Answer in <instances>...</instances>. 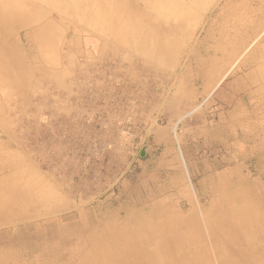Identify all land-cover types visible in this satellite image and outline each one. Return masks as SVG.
Masks as SVG:
<instances>
[{"label": "rangeland", "instance_id": "rangeland-1", "mask_svg": "<svg viewBox=\"0 0 264 264\" xmlns=\"http://www.w3.org/2000/svg\"><path fill=\"white\" fill-rule=\"evenodd\" d=\"M0 14L27 23L0 27V264L9 249L119 264L106 232L136 235L149 262L165 257L163 214L204 264L223 246L227 264H264V0H0Z\"/></svg>", "mask_w": 264, "mask_h": 264}, {"label": "bare ground", "instance_id": "bare-ground-1", "mask_svg": "<svg viewBox=\"0 0 264 264\" xmlns=\"http://www.w3.org/2000/svg\"><path fill=\"white\" fill-rule=\"evenodd\" d=\"M131 1L132 2L134 1V3L139 2V0H131ZM52 2H50V3H52ZM52 5H54V4H52ZM114 6H115V4H114ZM151 7H153V6H151ZM56 10L59 12L58 9H56ZM11 18H12V16H8L5 18L3 15L0 14V27H4V28L9 29V30H16V29L24 28L27 26V23L22 16H16L14 19V22L12 24H11V22L7 21V20H10ZM115 22H117V21H115ZM24 198H25V195H23L22 193L19 192L18 197L15 199L16 200L20 199L21 201H23ZM10 202L9 203L11 206L16 201L13 200ZM21 203L24 204L25 202H21ZM15 206L16 205H14L12 208H15ZM152 216H154V215H152ZM132 223H134V221H132ZM175 224H177V218L176 217H170V215H164V214L157 217L155 225H157L156 234H158L159 240L156 241V244H157V248H159V250H162L164 252L165 257L159 256L157 258H154V260H152V261L150 260L149 262H146L147 261L146 252L143 253L140 249H138V246L140 245V243H139L136 235L127 233V234L114 236V235H111L110 233L106 232L105 235H103L102 239L107 244L108 248L110 250H112L114 257L116 259H118L119 264H125V260H131V262H132L131 264H170L169 263V262H171L170 257H172L173 254L180 256V260H182L183 264H204L205 247H202V243H200L199 241H197V239H194L192 237L188 239L190 242V244H189L190 246L186 245L187 247H185L183 242H178L176 240L177 239V228H175ZM207 232H208V230H207ZM166 236H168V237H166ZM200 236H201V234H200ZM210 236H212V235H210ZM172 238H174V239L176 238L175 239L176 241L173 242L174 240ZM184 243H185V241H184ZM214 243H216V242H214ZM164 245H167V246L170 245L171 251L166 250L164 248ZM217 245H218V243H217ZM194 246H196V252H195L196 258H194L192 261H190L186 256V251H188L189 249H193ZM217 249H219V248H217ZM222 249H224L226 252L225 253L226 256H224L226 258L224 259L222 264H227V262H228L227 257L229 258L233 254H232V251H229V249H227L225 246H223ZM3 255H4V264H8L9 262L13 263L15 261V258L9 253V251H6ZM205 260H207V258ZM33 264H36V263H33ZM63 264H70V262H65ZM205 264H206V262H205ZM219 264H221V262Z\"/></svg>", "mask_w": 264, "mask_h": 264}, {"label": "crops", "instance_id": "crops-1", "mask_svg": "<svg viewBox=\"0 0 264 264\" xmlns=\"http://www.w3.org/2000/svg\"><path fill=\"white\" fill-rule=\"evenodd\" d=\"M253 46H254V43L253 44H251V45H249L248 46V50H252V48H253ZM218 48V47H217ZM261 50H262V53H259V52H261L259 49L257 50V53H259L260 54V56H262V58H264V45H263V47H261ZM252 52V51H251ZM216 53H218L217 51H216ZM236 52H234V54H235ZM254 54V53H253ZM250 56H252V54L250 55ZM234 57H235V60H236V56L235 55H233V59H234ZM249 58V57H248ZM215 60L216 59H214V60H212V62L210 63V65H211V67H209V68H206V71H207V73H212V71H216V73H219V74H221L223 71H222V69L223 68H226V67H223V66H220L218 69H213L212 70V63H214L215 62ZM235 64H236V62H235ZM264 68V67H263ZM205 71L204 70H201V72L199 73V74H202V73H204ZM259 73L260 74H262V76H261V79L260 80H258V84H261V86L260 87H257V90H256V94H255V96L256 97H259L260 99H261V103L257 106V108H259L260 106H262L261 107V109H264V96H263V94H264V69L261 71V70H259ZM255 72H251L250 74H249V78H251L252 80H254L255 79ZM252 96H253V93H251V95H249V99H252ZM254 97V96H253ZM258 98V99H259ZM154 99V98H153ZM257 99V100H258ZM155 100V99H154ZM153 100V101H154ZM156 100H158V99H156ZM252 100H254V99H252ZM152 101V102H153ZM258 101H260V100H258ZM153 104H154V102H153ZM259 116L256 114V116H255V122H257L258 124L260 123V122H263V125L262 126H264V111H263V114H262V119H260V118H258ZM236 119L237 120H239V118H238V116H236ZM259 134L260 135H264V129L263 130H260L259 131ZM260 152H264V149L262 150V151H260ZM140 177V176H139ZM138 177V175H136V176H133V175H130L127 179H124L122 182H121V187H123V190L122 191H120L121 192V195H123V196H127L128 194H130L129 193V191H128V189H129V186H131V184L132 183H134V182H132L133 180H135L136 179V181H137V179L139 178ZM190 179H191V177H190ZM135 181V182H136ZM191 182H192V180H191ZM192 185H193V182H192ZM194 187V186H193ZM262 187L264 188V185H262ZM133 192V191H132ZM127 197H129V196H127ZM126 203H128V201L126 202ZM202 204V203H201ZM9 251V253L15 258V261L13 262V263H8V264H28L25 260H19L18 258H17V256L16 255H14V254H12L11 253V249H9L8 250Z\"/></svg>", "mask_w": 264, "mask_h": 264}, {"label": "water", "instance_id": "water-1", "mask_svg": "<svg viewBox=\"0 0 264 264\" xmlns=\"http://www.w3.org/2000/svg\"><path fill=\"white\" fill-rule=\"evenodd\" d=\"M147 151H148V147H144L141 153V157H143L147 153Z\"/></svg>", "mask_w": 264, "mask_h": 264}]
</instances>
